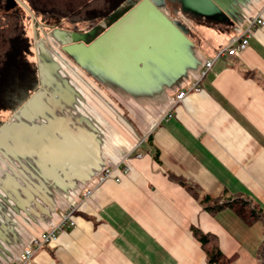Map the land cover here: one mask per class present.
<instances>
[{"label": "crops", "instance_id": "obj_1", "mask_svg": "<svg viewBox=\"0 0 264 264\" xmlns=\"http://www.w3.org/2000/svg\"><path fill=\"white\" fill-rule=\"evenodd\" d=\"M213 1L223 16L181 14L183 34L164 5L128 0L85 32L95 40L65 47L63 73L46 47L49 30L40 32V90L1 134L0 145L18 155L0 187V264H14L76 204L75 227L26 264H207L192 226L217 236L229 264H263L264 28L253 27L238 55L201 69L252 17L264 19V0ZM108 167L114 176L98 183ZM169 173L212 197L245 198L262 217L245 224L230 208L211 214Z\"/></svg>", "mask_w": 264, "mask_h": 264}, {"label": "trees", "instance_id": "obj_2", "mask_svg": "<svg viewBox=\"0 0 264 264\" xmlns=\"http://www.w3.org/2000/svg\"><path fill=\"white\" fill-rule=\"evenodd\" d=\"M28 9L23 13L0 1V110L9 116L20 110L40 90L38 67L30 55H34V38L27 32L28 20L33 23L52 21L71 31L87 32L110 17L128 0H22ZM12 0H8V3ZM164 6L171 7L173 15L166 14L170 21H179V15L190 16L181 11L176 0H165ZM206 18L205 15L196 17ZM207 20V18H206ZM5 120L0 119V128ZM171 181L183 186L198 201L202 209L215 214L230 208L245 224L262 217L261 210L242 197H230L225 193L215 197L203 193L196 183L169 173ZM193 236L204 251L207 264H229L232 258L220 250L215 234L203 232L192 226ZM259 258L264 264V242L260 246Z\"/></svg>", "mask_w": 264, "mask_h": 264}, {"label": "built area", "instance_id": "obj_3", "mask_svg": "<svg viewBox=\"0 0 264 264\" xmlns=\"http://www.w3.org/2000/svg\"><path fill=\"white\" fill-rule=\"evenodd\" d=\"M254 26H259L261 28H264V19L259 16L252 17L250 21L247 23V26L244 28V30H242L238 35L232 37L226 43V45H224L218 50L214 59H207L204 61L201 69L202 70L201 75H203L205 71L211 67L215 59L222 57L225 54L228 56L238 55L240 52L246 49ZM197 85H198V81L188 89L180 91L176 95L174 101L172 102V106H174L178 101H180L184 97L187 91L197 90L198 89ZM169 116H171L170 111H168L164 115V117H169ZM124 169L126 170L127 168ZM114 174H115V168H109V167L105 168L100 174L98 183H101L104 180L113 177ZM92 192L93 189H86L84 192H82V194L79 197L80 198L79 202H83L87 200V198L90 197ZM78 207L79 206L76 204L63 210L60 213L58 221L50 229L46 231H42L37 235L32 236L25 244V246L21 249L14 264L28 263V261L31 259V257L33 256L36 250L52 243L57 238L60 232L75 227L76 225L75 215L78 210Z\"/></svg>", "mask_w": 264, "mask_h": 264}, {"label": "rangeland", "instance_id": "obj_4", "mask_svg": "<svg viewBox=\"0 0 264 264\" xmlns=\"http://www.w3.org/2000/svg\"><path fill=\"white\" fill-rule=\"evenodd\" d=\"M0 1L6 7H8L9 5H12L13 8L18 9L19 11H21L23 13H26V14L28 13V9L22 0H12L11 3L9 2V4H7L8 0H0ZM125 8H126V6L120 7L119 8L120 10L118 9L116 12H114L110 16V19H111L110 21H112L113 18H115L120 13H122ZM166 10H167L168 14L173 15V13H172L173 9L171 7L166 6ZM186 23H187L186 25L188 27L193 26V24H191L190 21H187ZM103 26H105V24L101 25L100 27L102 28ZM44 28H47V30H49L47 36L51 40V41L48 40L49 44L46 47L51 53V59L53 61L55 60L57 63H59L60 67H59L58 71L61 73L65 72L66 66L69 65V64H64L65 62H67V60L65 58V54L63 52L65 50V47H67V45L74 44V43L87 42L86 38H89L88 40L90 42L92 39L95 40L98 36V35L93 34L94 33L93 31L89 32V33H85V32L81 33V32H77V31H71V30H68V29L63 28V27L58 28L59 29L58 30L55 26V23H53L51 20L50 21L38 20V22H36V23H33L32 19L28 20L27 32L29 35H31L34 38V40H37L38 38L41 37L40 32H42V31H43V33H42L43 36H45L44 35L45 34ZM50 28L55 29V30L53 32H50ZM93 30H96V29H93ZM98 31L96 30L95 33H97ZM100 35H101V33H100ZM34 53H35V50H34ZM34 58H35L34 55H30L31 60H34ZM8 118H9V113L5 110H0V119L5 120ZM1 134H2V131L0 130V141H1ZM17 155H18L17 154V146L16 147L13 146L11 148H8V146H1L0 145V187H3L2 186L3 182L6 183V181L4 180V174L6 173L8 167H9V163H8L7 159H9V158L15 159V157ZM1 201H2V197L0 196V202Z\"/></svg>", "mask_w": 264, "mask_h": 264}, {"label": "water", "instance_id": "obj_5", "mask_svg": "<svg viewBox=\"0 0 264 264\" xmlns=\"http://www.w3.org/2000/svg\"><path fill=\"white\" fill-rule=\"evenodd\" d=\"M150 1L152 2V4H154V6L157 9L159 7H162L165 3V0H150ZM176 1L180 3L181 11L183 13H188L193 17H201L202 15H205L206 18H212L213 16H221V15L223 16L224 14L223 11L217 6L215 1L213 0H176ZM168 21L181 33L183 34L187 33L188 30L186 29L185 25L180 21H170L169 19ZM36 94H38V92L35 93L32 97H34ZM32 97L27 101L26 104L30 102ZM25 105L21 109H23ZM14 115L15 114H13L12 116ZM4 124L0 128L2 132L4 131Z\"/></svg>", "mask_w": 264, "mask_h": 264}, {"label": "flooded vegetation", "instance_id": "obj_6", "mask_svg": "<svg viewBox=\"0 0 264 264\" xmlns=\"http://www.w3.org/2000/svg\"><path fill=\"white\" fill-rule=\"evenodd\" d=\"M191 16V15H190ZM191 17H193V16H191Z\"/></svg>", "mask_w": 264, "mask_h": 264}]
</instances>
